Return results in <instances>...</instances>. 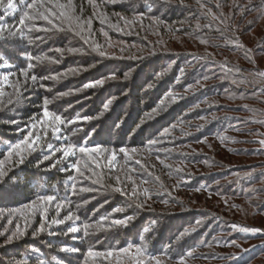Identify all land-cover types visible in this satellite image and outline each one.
<instances>
[{"label":"rangeland","instance_id":"obj_1","mask_svg":"<svg viewBox=\"0 0 264 264\" xmlns=\"http://www.w3.org/2000/svg\"><path fill=\"white\" fill-rule=\"evenodd\" d=\"M159 1L172 3L171 0ZM117 2L119 3V0H110L107 3L108 6H111ZM75 3L78 7L80 5H84V8L90 6L91 11L98 13V22H100L102 15H106L110 23H115L111 22L113 19L109 17L112 16L111 12L106 11L100 2H96L97 4L94 2L99 10L94 9L88 0H85V3L84 0H75ZM86 5L87 7H85ZM89 11L88 8L84 9L82 13L84 18H87ZM99 11L101 12L99 13ZM126 18L128 20L135 19L133 16H127ZM36 23L38 26H46L44 21H37ZM130 25L133 24H125L127 27ZM47 27L50 26L47 25ZM108 27L107 23L102 24L100 22L99 27L96 29L92 23L95 34L100 33L99 29L101 32L104 29L109 36ZM42 33L44 34L43 41H48V39H54L55 37L50 33ZM134 36L137 37V34H134ZM110 39L109 41H111L110 43L113 46L121 43L113 38ZM77 40L80 45L89 47L84 44L81 37H78ZM35 42L37 45L42 44L40 40H35ZM85 52L83 51V54L79 53V55H84ZM108 52H110L109 57L117 56L114 51L110 50ZM0 53L6 54L4 50H0ZM224 55L225 50L221 49L218 50V53L209 55L211 56L209 60H221L224 63ZM242 64L244 66L241 67L245 70L239 69V71L236 69L227 71L228 67H222L223 71H221L222 69H218L220 67L218 65L213 70L216 73L214 82L204 81L195 84L188 81L186 84L182 83L183 86L180 87V90L171 92L172 96L176 99L173 100L170 97V102L169 100L168 102L181 101L180 108L185 109L186 120L182 125L172 123L171 128H169L171 135L163 137V142L155 145L152 150H148L146 145L149 139L155 138L160 132L153 133V128H151L157 122L155 118L150 119L148 122V127L151 130L145 136H142L138 132L126 136V128L128 126H126L125 120H120L116 123L120 125L119 128L115 127L114 124H109V128L107 129L105 124H99L98 118L100 116L98 115L93 116L98 117L97 119H93L88 123L66 127L72 129V132L73 130L78 132L76 135H72V137L68 134L70 141L73 143L77 141V138H80V140L88 138L90 142L99 141L100 139H104L106 133L109 132L108 140L99 141L104 146L109 148L127 147L129 149H138V152L132 157L131 162L127 164L121 154V158L117 163V170L111 176L105 170L102 182L103 186L99 184L93 185L92 180L77 178V190L81 186L94 187L97 190L79 193L70 197L72 201L70 208L75 214H77L76 207L82 209L84 207V216L96 219L99 218V212L109 215L112 213V209L121 206L125 207L126 214L132 215L133 209L127 208L128 198L113 190V186H117L115 181L116 175H119L121 180L129 185V191L131 190V182L125 179L128 174L133 175V179L139 185V191L142 192L144 188L148 189L146 195L142 194L139 197V200L146 207L138 209L140 213H138L137 209L134 210L136 215L135 220L137 221L140 220L142 215H150L146 222H142V226L139 222H134L133 226L128 229H93L92 234L87 237H90L91 240H98L95 245L108 247V249L124 247L126 241H133V238L137 237L138 229L146 227L149 221L156 218L157 223L161 222L159 220L164 219L161 222L163 225L169 227L168 224H170L174 227L175 231L171 235H174L173 237L175 238L185 229L189 230V234L183 237L179 245L173 242V250L169 253L175 257L177 252L183 255L189 249H194L193 256L185 258V264H232L228 260V257L230 255H239L241 249H250V251L244 253L246 264H264V234L244 233L239 231V229L231 227L232 224H236L241 227L264 229V145L259 143V141L264 140V77L258 75V73L264 72V67L250 66L244 62ZM13 71L18 70L13 69ZM190 71L186 70L184 74L192 77V74H189ZM38 72L40 76L52 75L47 71ZM86 72L87 70L79 69L77 73L80 76L86 77ZM224 72H229L228 77L230 79L233 78V80L228 81V84H232V87L236 90L235 92L238 90L248 91L251 93L249 98L254 100L244 102L240 100H228L224 98L226 95L220 97L216 95H203L197 102L196 99L199 97L198 91H200L202 86L207 83H209L208 85H212L211 83L216 82V77L223 75L222 73ZM0 74H3V72L0 71ZM67 75L70 76L73 73H68ZM218 77V81L222 79V77ZM255 77L256 81H253L252 85L246 86L240 82L242 78L249 81ZM12 79H15V77H12ZM42 82L51 91H46L44 88L38 86H32L25 91V99L22 106L14 109L12 106L0 107V123L5 126V129L3 128L2 131L8 135L0 136V149L3 145L8 146L10 143H14L13 141L17 138L18 140L22 138L23 133L18 129L23 130L25 125L30 123V118L40 113L43 101L46 98L49 100L48 106L50 110L62 114L65 118L72 119V115L76 111H79L76 108H84L90 111L91 107L89 105L93 101H99L100 92L105 91L101 89L100 92L99 90L96 92V89H86L83 91L58 92L57 87L61 83L57 85L56 80L50 79ZM7 91H11V89H7ZM59 93L69 94L61 96ZM70 97L74 99H70ZM66 99H70L73 102H67L68 106H65L63 103H66ZM194 99L196 100L195 103H193ZM169 103L166 102L164 108H167L170 105ZM242 111H245V114ZM86 115L90 116L88 112ZM221 118L224 120L228 119V121L223 122L224 124L221 122V127L219 125L214 127L213 124ZM11 119H15L18 124L9 123ZM209 124L211 126L210 130L212 127L220 129L225 127V129L221 130L218 136H210L204 133L199 136L198 129L203 125ZM172 125H176V127L172 128ZM80 129L83 130L81 131ZM220 137H226L227 139H221ZM143 138L144 140H142ZM52 142L58 146V142ZM90 146L92 144H89ZM163 149H169L170 151H163ZM250 149H259V152H257L259 155L251 152ZM0 159H4V154ZM40 159H42V154L40 151H37L29 156L25 163L31 161L37 165V161ZM135 160H140L145 165V168L141 169L140 165L135 164ZM54 162V160L44 161L40 166L48 168ZM67 164L68 162H65L64 165H58V170L61 167L67 166ZM20 166L22 165L12 168V172L16 168L19 169ZM9 167L12 166L9 165ZM133 168L137 170L136 173L130 172V169ZM177 168L182 169V171H176ZM149 173L151 174L149 175ZM70 174L75 175V173ZM141 177L146 179L148 183H141ZM79 181H82V184ZM106 191L112 195L106 194ZM248 193L250 194L248 195ZM34 199H26L17 206L7 205V207H4L0 205V232L5 233L4 236H0V264L13 262V257H8L7 255L13 253L15 249H18V251L22 249L23 255H28L35 262L38 256H40L45 259L46 264H84V254L87 252L86 247H88V244L82 240L83 232L65 235L66 225H53L51 230L46 228L43 233H38L34 236L33 232L40 226L39 214L28 219L27 224L25 218L19 215H10L13 209L23 208L24 205ZM81 202H84V204H79ZM92 202L95 203L87 204ZM89 209L92 211L91 213L88 212ZM68 210L69 208H65L62 211L61 218L67 214ZM54 215L55 212L50 211L49 217L51 218ZM77 215L79 216V214ZM123 215V213H116L113 218H122ZM10 220L12 221L11 223H9ZM197 221L200 223L197 224ZM105 223L107 224L108 222ZM17 224L21 229L25 230V235L12 242H7V235L16 230ZM137 224L141 227H138ZM193 228L196 231L193 232ZM49 231L54 232L55 235L49 234ZM46 240L54 244L49 247L45 242ZM233 240L239 245L238 247L231 244ZM169 242L166 240L164 243L158 244L157 250L161 251L156 255H161L168 248ZM62 245L77 248L79 251L77 253L61 252L59 249ZM103 247H100L102 249L94 250H108ZM32 248L39 249L40 252L38 254L31 253L30 249ZM254 257L256 259H253ZM35 262L30 261L29 263L28 261L29 264H38V261ZM99 264H116V261L114 259L106 261L101 258ZM170 264H178V260L173 259L170 261Z\"/></svg>","mask_w":264,"mask_h":264},{"label":"trees","instance_id":"obj_2","mask_svg":"<svg viewBox=\"0 0 264 264\" xmlns=\"http://www.w3.org/2000/svg\"><path fill=\"white\" fill-rule=\"evenodd\" d=\"M6 1L7 0H5V3ZM109 1L110 0H94L95 3L100 2V4L105 7L106 11L111 12L112 16H109L113 19L111 22L119 24L124 28V31L120 32L108 27L110 37L108 36L107 38L102 34L100 29V33H94L96 42L103 45L104 50L108 54L106 57H101L97 52L91 51L90 47L80 45V43L77 42L80 36L70 31L50 33L55 36L54 39L45 40L41 45H37L35 40L37 36L43 38L44 34L36 31L29 33V37L34 41L32 44H28L27 40H17L15 42L11 40L0 41V50H4V52H6L5 55L16 65L15 70L26 67L28 63V61L21 56V53L31 54L33 56H42L46 54L59 60V63L55 64L45 62L37 65L34 72L38 75L40 74L38 71H47L53 75L65 73L70 68L87 70L86 77L76 73L77 75H66L56 80L57 85L61 83L58 87L56 86L58 92H69L81 89L83 84L103 78L111 71H118L120 73V79L118 81H110L106 83L103 88H96V92L97 90L100 92L101 89L105 91L100 92L99 101H93L91 105H89L91 107L90 111L84 108H76L79 111H76V113L72 115V118L77 115L84 116L87 112L90 116H100L99 114L102 111L103 103L112 96H116L117 99L113 106L110 107V110L103 115L104 117L100 116V118H98L99 124H105L108 129L109 124L116 125L118 121L125 120V124L128 126L126 128V136L136 132L145 136L151 128H153V133H156L164 128H171L172 123L177 125L184 124L186 113L184 111L185 109L180 108L181 101L169 103L170 97H168L165 103L167 102L170 105L154 117L157 119V122L150 128L148 127V122L150 120H147L145 124L137 128V125L140 124L145 114L151 112L162 99L167 97L169 92L180 90V87L183 86L182 83L186 84L188 81L195 84L204 81L214 82L216 73L213 70L218 65H220L218 69H222L221 65H224L231 70H245L241 67L244 66L242 62L250 66L255 65L257 67H264V0H171L172 3L159 0H119V3L117 2L113 5L109 4L111 6H108L107 2ZM14 2L18 5V11L5 18V22L8 24L18 22L19 15L21 14L19 10V0H14ZM148 5H151L154 11L148 12ZM201 5H203V7ZM82 6L83 12L84 9L86 10L87 8L90 10L87 18L92 19V23L97 29L100 25V22H98L99 20H97L99 18L97 15L93 16L94 12L91 11L90 6L87 7L86 5L85 7L87 8H84V5ZM94 9L99 10V8ZM100 12L101 11H99V13ZM0 14H2V9H0ZM140 14H143L142 20L140 19ZM119 16H133L136 19V23L127 27L125 26L124 20L119 19ZM213 16L217 17V19H213ZM157 20L159 22H157ZM207 24H211L213 30L210 31L205 27ZM197 25H199V27H197ZM217 28L219 31L215 30ZM134 34H137V37L134 36ZM110 38L123 43H118L115 46L110 43L111 46H109V42H111L109 41L111 40ZM202 40L207 42L203 43ZM13 44L15 46H13ZM69 47L83 49V51L86 52L84 55H79V53H67L66 51L61 55L55 52L57 48L66 50ZM122 48L124 49L123 51H121ZM221 49L225 50V55L223 57L224 63L221 60H209L211 57L209 55H214ZM110 50L114 51L117 56H114V58L109 57L110 52L108 51ZM250 55L252 56L250 57ZM32 62L35 63V61ZM129 69L133 70L132 77L124 81L123 73ZM186 70H191L189 74H192V77L184 74ZM221 71H223V69ZM160 72H165V75L157 79L156 74ZM228 73L229 72H224L222 73L223 75H218L222 77V79L218 81L219 77L217 76L216 82L211 83L212 85H208L209 83L204 84L200 91H198L199 97L196 99L197 102L203 95H216L218 97L226 95L228 97L224 96V98L228 100H240L244 102L253 101L254 99L249 98L250 92H244L242 90L235 92L236 90H234L232 84H228V81L233 80V78L230 79L228 77ZM205 77H207V79H205ZM184 80H186V82H184ZM242 81L243 83L241 84L243 85H252L253 81H256V77L249 81L242 78ZM149 85H151V87H149ZM70 99L74 98L70 97ZM70 99H66V103L63 104L68 106L67 102H73ZM196 100L193 101V103H195ZM242 112L245 114V111ZM227 121L228 119L224 120L221 118L216 121L217 123L215 122L213 126L219 125V127H221L220 125ZM210 127V124L201 126L200 129H198L199 136L202 135V133L210 136H218L219 132L225 129V127L222 129L212 127L210 130ZM3 128L5 129V126L0 123V136H8L6 132L2 131ZM69 129L70 128H65V132H67L70 137L78 133L74 130L73 132L69 131ZM108 133L109 132L106 133L104 139H100L99 141L108 140ZM17 140L18 138L13 142L15 143ZM142 140H144V138ZM99 141L90 142L88 138L80 140L81 143H86L88 146L89 144L100 143ZM7 147L8 146L3 145L0 149V158L4 152H6ZM250 151L258 154L257 152H259V149H250ZM58 169L59 167L51 169H49V167H37L31 161L24 163L19 169L16 168L10 173L13 177V181L19 179V184L11 189L10 193H5L3 196H0V205L4 207H7V205L17 206L26 199L35 198L38 194L55 193L64 197L71 192L70 182L66 184L67 177L70 173H63ZM5 188H8V185H6ZM106 194L112 195L108 193V191H106ZM249 194L250 193H248V195ZM94 203L95 202L87 204ZM79 204L82 205L84 202ZM137 211L140 213L138 209ZM88 212L91 213L92 211L89 209ZM76 213L80 216V223L97 222L101 217L107 214L99 212V218L96 219L85 217L84 207L83 209L76 207ZM149 217L150 215H142L139 221L135 220L134 222H139L142 226V222H146ZM152 221L158 222L155 218L149 221L146 226L150 227ZM159 221L162 222L164 219ZM161 222L156 223L155 230L150 236V240L155 241V246H150V251L154 254H158L161 251L159 249L157 250L158 244L164 243L166 240L167 242H175L174 235H171L173 234L172 232L175 231L174 227L168 223L169 227H167V225H163ZM139 224H137L138 227L140 226ZM138 230L140 231L141 229ZM82 240L88 244V247H86L87 250L89 248L102 249L100 247H103L101 245H95L98 240H91L90 237H85L83 235ZM133 240L139 242L137 237L133 238ZM45 242L47 245L54 244L51 241L47 242V240ZM129 242H132V240L126 241V244ZM103 248L108 249V247ZM7 256L13 257L14 261L7 262L6 264H25L28 263V261L29 263L30 261L35 262L34 259H31L28 255L24 256L22 249L19 251L15 249L13 253ZM253 259H256V257ZM37 261L38 259L36 262Z\"/></svg>","mask_w":264,"mask_h":264},{"label":"snow or ice","instance_id":"obj_3","mask_svg":"<svg viewBox=\"0 0 264 264\" xmlns=\"http://www.w3.org/2000/svg\"><path fill=\"white\" fill-rule=\"evenodd\" d=\"M88 2L92 4L94 8L98 7L94 3V0H88ZM201 6L203 7V5ZM0 9H2V14H0V41L11 40L15 42L17 40H27L28 44H32L34 41L29 37V33L33 31H42L45 33L70 31L80 36L84 44L90 47L91 51L97 52L101 57H106L108 55L104 50L103 45L96 42L94 38L92 19L83 17V6L80 5L78 7L75 0H19V10L21 14L19 15L18 22L13 24L6 23L5 18L18 11L17 3L14 2V0H7L6 3L5 0H0ZM147 11L152 12L154 11V8L151 5H148ZM97 14L98 13L94 11L93 16H96ZM119 19L124 20L126 25L136 22L135 19L128 20L123 16H119ZM140 19H143V14H140ZM213 19H217V17L213 16ZM37 21H44L46 25L50 27L38 26L36 23ZM100 22L102 24L107 23L109 27L117 31H124V28H122L119 24H111L106 15L101 16ZM157 22L159 21L157 20ZM197 27H199V25H197ZM205 27H207L210 31L213 30L211 24H207ZM215 30L219 31L218 28ZM102 34L106 38L108 37V33L106 31L102 30ZM36 40L43 42V38L39 36L36 37ZM202 42L206 43L207 41L202 40ZM13 46L15 45L13 44ZM109 46H111L110 42ZM123 50L124 49L122 48L121 51ZM65 51L72 54H83V49L74 47H69L66 50L61 48L55 49V52L60 53L61 55H63ZM21 56L28 61L26 67L21 68L18 71H13V69L16 68V65L13 64L7 56L0 53V71L3 72V74H0V107L12 106L14 109L22 106L25 99V91L30 87L38 86L40 88H44L46 91H51L42 81L48 79L54 81L59 80L68 73L75 74L79 71L78 68H70L65 73L53 74L51 76H40L34 72L37 65L45 62L55 64L59 63V60L46 54L42 56H33L31 54L21 53ZM32 61H35V63ZM221 67L225 66L221 65ZM227 71H231V69H227ZM237 71H239V69H237ZM132 73V69L124 72L123 80H129L132 77ZM164 75L165 72L157 73L156 78L160 79ZM258 75L264 77V72H260ZM12 77H15V79H12ZM119 79L120 73L118 71H111L107 76L87 82L83 84L82 89L74 91L103 88L106 83L110 81H118ZM205 79H207V77H205ZM240 82L243 83V81ZM149 87H151V85H149ZM7 89H11V91H7ZM68 94L69 93H59L61 96ZM168 97H171L173 100L176 99L172 96V93L169 92L167 97L162 99L160 103L151 110V112L145 114V117L141 119L137 128H140L147 122V120L153 119L155 115L159 114V112L164 109L165 100ZM116 99V96H112L103 103L100 116H103L110 110L111 105ZM48 105L49 100L46 98L43 101L40 113L30 118V123L25 125L23 130L18 129L23 133L22 138L17 140L15 143H10L4 153V159H0V196H3L5 193H10L11 189L19 184V179L13 181V177L10 175L12 168L23 165L27 158L37 151H40L42 154V159L37 161V167H39L44 161L50 160H54L55 162L50 164L49 169L56 168L58 165H64L65 162H68L67 166L60 168V171L75 173V175L69 174L66 181V184L70 182L71 192L66 194L64 197L55 193L38 194L34 200L24 205L23 208L13 209L10 212V215H19L20 217L25 218V222L27 224L28 219L39 214L40 226L33 232L34 236L38 233H43L46 228L51 230L53 225H66V232H64L65 235L83 232L85 237L91 235L93 229H128L133 226L136 219L134 210L146 207V205L139 200V197L142 194L146 195L148 193V189L144 188L142 192L139 191V185L136 184L132 174H128L125 177L127 181L131 182L130 191L128 190L129 185L125 184L119 175L115 176L117 186H113V190L115 192L128 198L127 208L133 209L132 215L126 214L125 207L117 206L112 209V213L101 217L99 222L79 223L80 217L70 208V205L72 204L70 197L79 193L97 190L94 187L84 186L79 187L77 190L78 177L86 180H92L93 185L99 184L103 186L102 182L105 170H107L108 174L111 176V174L117 170V163L121 158V154L127 164L131 162L132 157L138 152V149H129L127 147L109 148L101 143H94L89 147L88 144L81 143L80 138H77V141L73 143L70 141L67 132H65V128L69 125L88 123L98 117L77 115L72 119H67L62 114L50 110ZM9 123L18 124L15 119L9 120ZM119 126V124L115 125L117 128H119ZM175 127L176 125H172V128ZM80 130L82 131L83 129ZM69 131H72V129H69ZM168 135H171L170 129L164 128L155 138H151L147 141V149L152 150L155 145L163 142V137ZM220 138L227 139L226 137ZM52 141L58 142V146ZM259 143L264 145V140L259 141ZM163 151L170 150L163 149ZM157 159H159V157H157ZM161 163H163V161H161ZM135 164L140 165L141 169L145 168V165H143L140 160H135ZM9 165L12 167H9ZM176 171H182V169L177 168ZM130 172L136 173L137 170L133 168L130 169ZM150 174L151 173H149V175ZM93 177H95V179H93ZM140 179L141 183H148L146 179H143L142 177ZM79 183L82 184V181H79ZM5 185H8V188H5ZM197 191H199V189H197ZM65 208H69V210L67 211V214L63 215L61 218V213ZM50 211L55 212V215L51 218L49 217ZM116 213H123L124 215L122 218H113ZM11 222L12 221L10 220L9 223ZM105 222L108 223L106 224ZM156 223V221H152L150 227L146 226L137 233L139 242L133 240L132 242L127 243L124 247H119L118 249L109 248L106 251H98L93 248H89L84 254V264H99L101 258L106 261L114 259L116 264H170V261L173 259H177L178 264H185V258L192 257L195 251L194 249H189L183 255H181L180 252H177L176 256L173 257L169 254L173 250V241H170L168 248L164 250L161 255L158 256L150 251V246H155V241H151L150 236L155 230ZM196 223L199 224L200 222L197 221ZM231 227L233 229H239V231L244 233L264 234V229L260 228L241 227L236 224H232ZM192 231L194 232L196 229L193 228ZM49 234L55 235V233L51 231H49ZM188 234V229L181 232L179 236L175 238V244L179 245L183 237ZM4 235V232H0V236ZM24 235L25 230L21 229L17 224L16 230L10 235H7L6 240L7 242H12ZM231 244L233 246H239L235 240H233ZM49 247H51V245H49ZM59 250L67 253H77L79 251L77 248H71L63 245ZM248 251H250V249H241L239 255H230L228 260L232 262V264H246L244 253ZM30 252L38 254L40 250L32 248L30 249ZM38 264H46L45 259L38 256Z\"/></svg>","mask_w":264,"mask_h":264}]
</instances>
